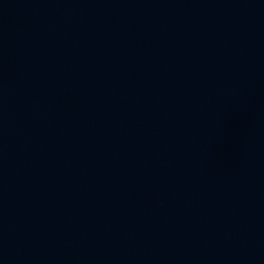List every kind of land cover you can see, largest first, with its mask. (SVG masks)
<instances>
[{
  "label": "water",
  "instance_id": "1",
  "mask_svg": "<svg viewBox=\"0 0 264 264\" xmlns=\"http://www.w3.org/2000/svg\"><path fill=\"white\" fill-rule=\"evenodd\" d=\"M0 264H264V0H0Z\"/></svg>",
  "mask_w": 264,
  "mask_h": 264
}]
</instances>
